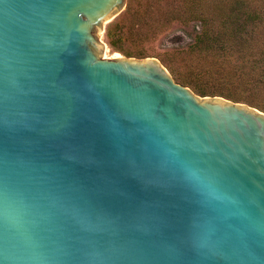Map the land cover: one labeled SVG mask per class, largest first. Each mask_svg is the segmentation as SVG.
Listing matches in <instances>:
<instances>
[{
	"label": "water",
	"instance_id": "water-1",
	"mask_svg": "<svg viewBox=\"0 0 264 264\" xmlns=\"http://www.w3.org/2000/svg\"><path fill=\"white\" fill-rule=\"evenodd\" d=\"M124 1L0 0V264H264V113L104 59Z\"/></svg>",
	"mask_w": 264,
	"mask_h": 264
},
{
	"label": "rangeland",
	"instance_id": "rangeland-1",
	"mask_svg": "<svg viewBox=\"0 0 264 264\" xmlns=\"http://www.w3.org/2000/svg\"><path fill=\"white\" fill-rule=\"evenodd\" d=\"M206 2L210 3L211 0ZM203 3L202 0L201 5ZM247 4V8L250 7V9L258 6V3L255 1L251 3L250 0ZM211 10L212 8L209 7L206 14L212 15ZM198 11L201 10L192 6L191 0H125L120 14L105 24L104 33L101 35V40L107 46L103 58L114 59L117 54L125 57L109 47L105 35L107 28L118 25L126 34L121 48L130 52V58H138L136 54L140 53L145 58L157 59L178 84H180L179 77H187L214 94L223 95L230 92L246 97L249 91L239 85L238 80L227 81L222 78L223 76L216 75L214 72L209 73V69L211 65L218 64H224L225 68H228V65L237 67L241 79L245 80L251 74L250 60L245 62L237 58V55L225 60L215 57L205 58L190 47L200 27L197 22H185V20L188 17H195L194 12ZM258 25L259 27L254 29L255 32L264 34V24ZM256 98L264 105L263 92H260ZM241 104L251 107L248 103ZM254 109L260 111L257 108Z\"/></svg>",
	"mask_w": 264,
	"mask_h": 264
},
{
	"label": "trees",
	"instance_id": "trees-1",
	"mask_svg": "<svg viewBox=\"0 0 264 264\" xmlns=\"http://www.w3.org/2000/svg\"><path fill=\"white\" fill-rule=\"evenodd\" d=\"M201 1L191 0V5L201 11L194 12L195 17H188L185 20V22H197L200 27L190 47L205 58L215 57L225 60L237 55V58L245 62L250 60L251 74L245 80L241 79L237 67L228 65V68H225L224 64L211 65L209 73L214 72L227 81L238 80L239 85L252 95L243 97L230 92L223 95L214 94L187 77H179V83L200 97H222L235 103H248L264 113V105L256 98L260 92L264 93V34L254 30L259 27L258 24H264V0H250L251 3L254 1L258 3V6L253 7L254 9L247 8L249 0H211L210 3H205L206 0H203L202 5ZM209 7L212 8V15L206 14ZM105 35L112 50L125 57H131L129 51L121 48L126 35L121 27L115 25L107 28ZM136 55L139 59L145 58L140 53Z\"/></svg>",
	"mask_w": 264,
	"mask_h": 264
},
{
	"label": "bare ground",
	"instance_id": "bare-ground-1",
	"mask_svg": "<svg viewBox=\"0 0 264 264\" xmlns=\"http://www.w3.org/2000/svg\"><path fill=\"white\" fill-rule=\"evenodd\" d=\"M115 57H120L118 54Z\"/></svg>",
	"mask_w": 264,
	"mask_h": 264
}]
</instances>
